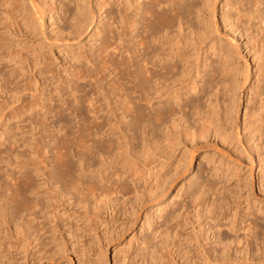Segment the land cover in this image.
I'll use <instances>...</instances> for the list:
<instances>
[{"label":"rangeland","instance_id":"obj_1","mask_svg":"<svg viewBox=\"0 0 264 264\" xmlns=\"http://www.w3.org/2000/svg\"><path fill=\"white\" fill-rule=\"evenodd\" d=\"M19 1L23 6L21 9L27 5L25 9L31 10L32 15H26L27 18L22 17L20 12L23 10H18L19 12L16 11V19L14 17L5 21L6 19L2 18L6 16H3V13L5 14L7 8L4 9V5L0 4V13H2L0 19V37L2 38H0V42L4 44L0 46V57H2L0 59V152L5 154L1 153L4 158L3 160L0 159V181L12 185L15 182L13 177L16 175L30 174L35 188L38 187L39 194L35 195L30 191L26 192V196L28 200L41 202L39 203L40 206L35 209L38 216L35 221L32 220V216L30 219L29 213L25 211L26 206L20 203L19 199L16 201L11 199L10 202L11 196L10 198L5 196V199L7 198L10 202H7L6 205L10 220L13 221H10L9 226H7L11 231H8L7 234L11 236L3 234L5 240L0 238V264H184L182 255L184 249L190 247L192 260H196V253L193 252L197 246L199 230L200 228L206 230L208 224L212 225L213 223V221L209 223L205 219V215L201 216L204 213L202 211L208 207L209 203H213V198L214 203L217 201V205L221 207L215 206L216 209H213L215 214H219L217 220L215 219L219 228H214L212 233L218 228L219 234L231 236L233 232L228 229V226L234 221L239 223L242 218H247L248 222L256 218L258 228L264 226V110L262 112L264 107L262 103L264 100V75L261 72L263 66L260 65V63L262 64V51L260 50L264 41V28L261 29L260 16L253 13L255 12L253 10L254 0H246V2L245 0H207V2L198 0L202 6L207 5V8L204 7L206 10H203L204 18L207 21V36H204V47L199 55L201 70L207 69L203 67L204 57L209 55V58L217 59V65L220 64L219 68L223 69L224 66V74L228 73L225 74L227 77L230 75L237 76L233 78H236L235 80L232 79V82L224 79L226 76L223 73L220 75H224L222 79L226 80L225 82L223 80L221 82L220 75L213 77L214 80L211 77L210 79L213 80V83L215 82V85L209 83L214 87H211L210 90V87L207 86L208 89L206 88L210 91L213 101L217 96L215 101H218L219 107L217 108L219 109H216L218 114L215 115V118L218 117V119L214 118V120L215 125L220 127L218 133L216 134L211 128L207 135L202 138H195L196 145L194 147L185 139L184 134H181L182 142L172 154L170 153L169 160L164 161L162 154H158L164 149L160 146L162 143L156 151L157 156L152 155L151 149L152 152L147 148L144 151L142 147L145 143L149 144V138L142 133L141 128L136 129L135 133L138 130L142 133L138 136L141 139H137V132L133 145L123 148L122 158L112 160V165H110L111 167L114 165L119 167V170L122 169L120 162L121 165L132 167H129L132 170L125 173V176L123 175L119 180L120 185L127 184L125 186L128 189H120L116 201L107 205L91 199L84 206L77 202L78 199L74 195L71 199H69L70 195L69 197L67 195V197L62 198L63 204L57 208L58 213L56 212V215L55 160L57 149L54 144V133L57 96L55 95V85L61 82L63 84H60V87H64V83L67 85L73 83L75 78L73 75L80 70L74 68L78 65L74 59L75 54H83L79 64H87L86 61L82 62V60L86 56L91 57V51L96 52V47L99 48V42L103 39L104 34L98 32L99 17L105 18V24L109 21V14L103 10L96 11L94 22L87 25L85 30L75 33L74 28L70 29V22L72 21L69 20L70 18L68 19L69 14H73L76 10L74 0L65 1L66 4L64 5L68 8L64 5L62 8V3L59 2L54 4L55 6H50L52 7L51 11L47 8L42 23L36 19L39 17L34 16L28 0ZM45 1L48 5V2L51 3L53 0ZM96 1L99 0H86L82 3L86 8L85 13L89 16L88 6L91 5L92 10H94ZM107 1L111 3V8L108 6L109 11L115 12L119 9L116 3L120 0ZM247 13L249 15L252 13L256 17L250 21ZM64 16H67V19ZM233 38L237 40L235 41ZM216 50L224 51V58L221 59L218 55H214ZM84 53L85 57H83ZM195 55L194 53L193 56ZM219 60L221 62L225 60V65ZM84 64L82 68H85L83 67ZM12 65L17 69L14 74L9 73V70L13 68ZM88 65L91 64H87L86 69L91 67ZM247 71L248 77L243 84ZM6 78H8V82ZM123 83L129 85L128 79L124 78ZM16 84L19 87L24 85L21 86L20 90L18 87L16 91ZM259 88L262 89L259 90L261 92L258 91ZM211 90L216 92H211ZM62 92L64 91L61 90ZM50 93L51 95H49ZM44 96H47L46 98L49 96L53 100L44 101ZM34 97L35 99L41 98L40 102H46L44 104L49 105L47 108L53 106V112L50 111L51 109L48 111L40 107L30 111L26 106L37 101V99L32 100ZM25 99L29 101L26 102ZM202 100L203 109H207L209 107H207V95ZM260 103L263 105L261 104V106ZM230 104L231 106H229ZM25 107L29 111L26 109L24 115L22 113L20 115L18 112L20 110L22 112ZM62 108L64 116H71L72 106L69 108L64 105ZM109 113L107 111L106 118L109 117ZM117 113L119 114L120 111ZM189 113H187L189 123L194 127L199 125L193 124L195 115ZM190 116L194 118L190 119ZM261 116L263 119L259 118ZM40 117L45 118L44 121L49 129L45 123L42 124L43 127L46 126L45 129L40 130L42 126L36 127L40 123L38 121L43 119ZM64 127L67 130V126ZM70 129L69 127L68 130ZM35 132L37 135L34 136ZM40 133L44 136H41ZM161 134L159 136L162 140ZM13 135H16L17 138ZM14 138L17 142L13 141ZM105 138L103 139L104 142ZM146 138L147 140H145ZM37 139L40 140V144L41 141L42 144L47 142L46 149H42L47 152L41 150L39 152L41 153L39 159L43 160V163H39V159L34 160L35 156H32L36 149L34 147H38V144L36 145ZM12 141L14 142L13 145ZM136 141L141 142L142 145ZM17 153L20 154L19 160ZM30 157H33V161L29 160ZM21 158L23 161L27 158L29 163L36 161L40 164H37L39 166L47 165V170L50 169L53 176L52 179H49L48 184L45 185L42 176L33 172V166V168L29 165L20 169L17 165L20 164L18 161ZM74 160L77 161V158L74 157ZM101 161L102 159H99L94 165L97 166ZM4 172L9 176L7 177ZM130 172H134V175L129 177ZM97 178L94 180L97 181ZM206 182L211 183L214 186L213 190L220 193L217 194L213 190L210 193V190L209 193L206 192L208 194L202 195L201 201L199 198L194 201L193 195L196 192L193 193V191H198L200 185ZM98 185L101 187L109 186L105 182H99ZM7 194H11V191ZM3 199L4 197H2ZM1 216H3L2 212L0 218ZM29 220L32 221L28 222ZM56 224L59 225V232L55 234V231H53L54 233L51 231L55 230ZM21 225H24L23 229L25 230L24 232L20 231L21 236H16L18 234L15 226ZM3 226H0V237L2 236L1 232L6 231V225ZM212 233L210 234L208 231L210 240H207V243L210 246L215 245L214 241L216 240L212 238ZM237 234L241 238L245 235L242 230H238ZM187 238L192 241L189 242ZM256 247L255 244H252L250 248L254 250ZM143 260L145 263L142 262Z\"/></svg>","mask_w":264,"mask_h":264},{"label":"bare ground","instance_id":"obj_2","mask_svg":"<svg viewBox=\"0 0 264 264\" xmlns=\"http://www.w3.org/2000/svg\"><path fill=\"white\" fill-rule=\"evenodd\" d=\"M28 1L31 4L30 6L34 16L36 15V17H39L40 19H36L40 20L42 23L47 8L49 11H51L52 7L50 6L56 4L57 2L60 4L62 3V6L60 4L59 5L63 8V5L66 4L65 1L69 2L70 0H53L51 3L48 2V5L45 0ZM74 1L76 2V10L73 14H69L68 19L70 18L69 20L72 21L70 22V29L74 28L75 33L81 32L83 29L85 30L87 25L94 22V15L96 11H107L109 14V21H107V24L105 23V25V18L103 19L102 17H99L98 14V32L100 34H104L102 41L100 38L101 36L99 37L101 41L99 43L101 46L99 45V48L96 47V52H92L93 50L91 51V57L86 56L84 53L83 57H86L82 60V62L86 61L87 64H91V67L88 65L90 67V71L88 68V70L86 69L87 64L82 63V65H85L83 66L85 68H82V65L79 64L83 54H75L76 57L74 59L77 61L78 65H76L74 68H77L76 70H80H78L77 73L73 75L75 77L73 83L70 85L64 83V87H60V84H63L61 82H58V84L55 85V95L57 96V99L55 100L57 108H55L56 126L54 133V144L55 148L57 149L55 160V215L56 212L58 213L57 208L63 204L62 198L67 197V195L68 197L70 195L69 199H71L72 195H74L78 199L77 202L82 203L84 206L88 203V200L91 199H94V201H99L100 204L105 205L110 202H115L119 190L127 188V186H125L127 184L120 185L119 180L125 173L132 170L130 169L132 167L127 165L125 166L123 164L121 165L120 162L122 169L119 170V167L117 168L115 165L114 167L110 166L112 165L111 161L122 158V153L124 152L123 148H128V146L131 147L134 143V140L136 139L137 134V139L140 138L138 136H140L142 133L146 134V137L149 138V144L143 143L144 147L142 148L144 151L146 150L145 148L149 150L151 149L153 151L152 155L155 154L157 156L156 151L159 148V145L162 143L160 146H162L164 149L158 154H162V159H164V161L169 160L171 157L170 153L172 154L179 143L182 142L180 138L181 134H184L185 139L191 143L190 145H192V147L196 145L195 138H202L203 136L207 135V132H209L211 128L217 134L220 127L215 125L214 118L216 117L215 115L218 114L216 109H219L217 108L219 106L217 105L218 101H215L217 100V96L215 98L213 97L215 99L214 101L211 99L209 90L212 86L209 83H213L215 76H218L222 73L224 74L225 72L223 70L224 66L223 69L219 68L220 64L217 65V59H211L209 58V55L204 57L205 62L203 67L207 69L201 70L200 68L201 64H199V55L204 47L203 39L207 30V21L204 18V11L206 10L204 7L207 8V5L202 6L198 0H120V2H117L118 4L116 3V5L119 6V9H117L118 12L116 10L115 12L113 10L109 11V8H111V3L109 1L99 0L98 2H95L96 6L94 7L96 8L94 10H92L91 5L88 6L90 16L85 13L86 8H84L85 5L83 6L82 4L86 0ZM205 2H207V0H205ZM0 4L2 6L4 5V9L7 8L5 14L3 13V16L6 15L5 17L2 18V13H0V19H6L5 21L11 20L14 17L16 19V11L18 10H23L20 12V16L22 17L27 18L26 15L31 14V10L29 11L25 9L27 5H24V9H21L23 6L20 4L19 0H2ZM253 7L255 12H253V10L251 11L253 13H257L256 16H260L259 23L262 29L264 28V0H254ZM113 12L117 13L114 14ZM251 14L249 15L247 13L249 17L248 19L250 21L256 17L255 15ZM65 18L67 19V16ZM63 24L66 25L65 23ZM63 27L65 28V26ZM233 40L236 41L237 39L233 38ZM1 45L4 44H1L0 42V46ZM260 51H262V64L260 63V65L261 67L263 66L261 72L264 75V41L261 44ZM194 53L196 54L195 56H193ZM214 55H218L221 59L225 56L224 51L218 50L214 51ZM93 57L95 58L93 59ZM1 58L2 57H0V59ZM94 60L96 61L95 63L93 62ZM221 63H224L223 65H225V60ZM12 66L13 68L9 70L10 74H14L17 70L15 69L16 67H14V65ZM16 66L18 67V65ZM21 67L25 68L23 66ZM225 74L227 75L228 73ZM240 75L242 74L240 73ZM223 76L220 75L221 82L222 80L224 81V79L229 81L231 80L230 82H232V79L236 75H230L229 77L226 76V78ZM211 77L213 80L210 79ZM247 77L248 71L245 72L244 80L242 82L243 84L245 83ZM124 78L128 79L129 85H127L128 83H123ZM6 80L8 82V78H6ZM214 83L213 85H215ZM13 86L12 89L14 91ZM21 86H15V90L17 91L18 87V90H20ZM207 86L210 87L209 90H207ZM61 90L64 92L61 93ZM259 90L262 89L259 88L258 91ZM212 91L213 90H211V92ZM40 92L38 91V93ZM49 95H51V93ZM205 95H207L209 104H207V107L209 106L207 109H203L204 107L202 106L204 104L202 103V99ZM46 97L44 98V101L48 102L53 100V98L50 97V99L49 96L48 98ZM34 99L35 97L32 100ZM40 99L41 98L37 99V101L34 100V103H30L32 102V100H30V104L26 103V107H28L30 111L36 109V107H40L48 111L51 109L50 111L53 112V106L52 108H47L49 105L44 104L46 103L44 101L40 102ZM28 101L29 100H26V102ZM262 103L264 104V100ZM262 103H260V105ZM74 104L75 106H73ZM64 105H67L69 108L72 106L73 109H71V116L68 115L66 117L62 114V107ZM229 106H231V104ZM26 107L22 109V112L20 110L18 113L20 115L21 113L23 114L24 111L28 110ZM263 108L262 112L264 110ZM107 111L110 112L108 118L105 117V115H108L106 114ZM119 111L120 113L118 114L117 112ZM188 112L193 114V116L195 115V118L190 116V119L194 118V121L192 120L193 124L199 125L194 127V125L189 123L187 118ZM128 117L129 119H127ZM42 118L40 117V119ZM259 118H262V116ZM215 119H218V117ZM44 120L45 118H43L41 121L39 120L38 123L40 122V125L38 124L36 127L42 126L44 123L47 126ZM219 125L221 126V123ZM46 126H42L40 130L45 129ZM64 126H67V130ZM69 127L71 128L70 130H68ZM47 128L49 129V126H47ZM138 128H141L143 132L140 133L138 130V133L136 132V134L135 131ZM39 131H37V133ZM35 133L34 136L37 135V133ZM160 133H162V140L159 136ZM40 135L42 136L43 134L40 133ZM14 137H16V135ZM16 138H14L13 141ZM104 138L106 139L105 142L103 141ZM145 140H147V138ZM37 141L38 139L36 140V145L38 144V147H34V149H36L34 150V154H32V156H35L34 160L40 158L41 153L39 152H47L42 150L46 149L47 142L42 144L41 141L40 144V140L38 142ZM14 142L17 141L15 140ZM136 143H138V141H136ZM139 150L142 151V149ZM1 153L3 152H0V159L3 160L5 154L3 153L4 155L2 156ZM19 155L20 154L17 155V159L20 157ZM160 156L158 157L160 158ZM74 157L77 158V161H73ZM25 159L26 160L23 161V158H21L22 161H18L20 164L17 166H19L20 169L29 165L31 167L33 166V172L36 173V175H41L45 182L44 184H48L49 179H52L53 176L50 172V169L47 170V165L39 166V163H43V160L39 159V163H36V161L35 163H29V160L33 161V157H30L29 160L27 158ZM99 159H102L101 163L95 166L94 164L98 162ZM88 160H91V162H88ZM4 174L6 173L4 172ZM132 175H134V172H130L128 176L130 177ZM6 176L8 177L9 174H6ZM93 177H98L99 180L97 178L96 181ZM13 178L15 179V182H13L14 184L12 185L0 181V211L3 215L0 218V226L6 225V231L1 232V239L4 237L3 234L6 235L8 231H10L9 227L7 226H9L10 221H13L10 220L8 206L6 205L9 200L11 202V199L14 201L19 199V202L26 206L25 211L29 213L28 216H30V219L32 216V220L35 221L38 217L35 209L40 206L39 203L41 202L38 200H28L26 196V192L30 191L35 195L39 194L38 187L35 188L30 174L21 173L19 176L16 175ZM92 178L93 180H91ZM99 182H105V184L108 183L109 186L106 185L107 187H101L98 185ZM200 186L201 187L199 188L197 187L199 190L196 188L198 191H193V193L196 192L193 195L195 198H193L194 201L198 198L201 201L200 198L202 195L208 194L210 190V193L215 191L213 190L214 186L209 182H206ZM9 191H11V194H7ZM219 193L217 192V194ZM5 196H8L9 198L11 196V198L8 200L7 198L5 199ZM2 197H4L3 200ZM212 201L213 203L208 202L209 205L202 211L204 213L201 216L203 217V215H205V219L209 223H211V221H213V223L212 225L208 224V228L206 227V230H203V228H200L199 230V237L197 235L198 240L196 242L197 246L195 248V252H193L194 250L192 251L193 253H196V260H192V255L190 253L191 251L189 250L190 247L189 249L184 247L185 249L182 254L184 257V264H264V226H262V228H258L256 218H254V220L251 222H248L247 218H242L239 223L234 221L228 226V229L233 232V235L229 236L225 234H219V227L215 222L219 214H215L213 209L215 206L218 208L221 206L217 205V201L214 203V198ZM32 220H29L28 222H31ZM23 226L24 225L15 226V230H17L18 234L16 236H21V230L24 232L25 229H23ZM216 227L218 228L212 233L211 231ZM238 230H242L244 232V237L241 238L238 236ZM53 231H55V234L59 232L58 224L55 225V230L53 229L51 232ZM208 231L210 234L212 233V238L216 239L214 241L215 245L213 246H210L207 243V240H210V234H208ZM71 236L68 235V237ZM13 238L15 239V237ZM187 240L189 239L187 238ZM36 241H38V239ZM56 241L58 243V240ZM190 241L192 240H189V242ZM252 244L257 246L254 249L255 251L251 250L252 248H250ZM142 262H144V260Z\"/></svg>","mask_w":264,"mask_h":264}]
</instances>
